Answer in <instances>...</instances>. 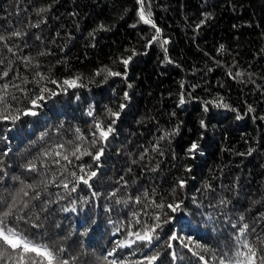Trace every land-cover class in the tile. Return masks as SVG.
<instances>
[{"label":"trees","instance_id":"16d2710c","mask_svg":"<svg viewBox=\"0 0 264 264\" xmlns=\"http://www.w3.org/2000/svg\"><path fill=\"white\" fill-rule=\"evenodd\" d=\"M143 7L159 34L138 0H0V114L20 116L0 119V214L15 198L9 226L69 264H219L245 240L262 264L264 0ZM76 77L82 87L63 84ZM40 95L37 115H23ZM109 109L120 117L104 142L93 133ZM77 145L92 155L72 156ZM157 224L150 244L129 235ZM189 237L208 251L184 247Z\"/></svg>","mask_w":264,"mask_h":264},{"label":"snow or ice","instance_id":"6c2138e0","mask_svg":"<svg viewBox=\"0 0 264 264\" xmlns=\"http://www.w3.org/2000/svg\"><path fill=\"white\" fill-rule=\"evenodd\" d=\"M138 3L141 5V8L139 10V18L141 21H143V23L145 24H149L151 25L153 28L156 29L157 34H159L160 29L156 27V25L153 23L152 19H151V13L150 12H146L143 4H144V0H138ZM14 35H20L19 33H14ZM2 39V38H0ZM153 39H157V37H153ZM165 43H167L165 41ZM132 58L129 57L128 59L123 60V64L125 66H127L130 62ZM103 71H107V75L108 76H120L122 75L120 72H113L111 70H103ZM100 72H97V75H99ZM4 76H7L8 73L4 72L3 73ZM41 79H44V77L42 76ZM80 79V77H76L74 79H66L63 81L64 85H67L68 88H76V87H82L83 85H80L77 83V81ZM105 79H107V77H105ZM52 83H56L55 80L51 81ZM129 87H131V85H129ZM8 88V85H4L3 89L6 92ZM42 92H48L49 90L47 88H42L41 89ZM63 91H67V89H63ZM58 93L56 92H51L49 98H51L52 96L57 95ZM45 97L40 95L37 96L35 99H32L30 101L31 107L30 108H26L23 110V115L28 116H35L37 115V112L34 111L33 109L40 107V104L38 103V101L43 100ZM125 99H128V94L125 93ZM4 102V96L0 95V103ZM180 103L183 104L184 103V99L183 97H181ZM217 107H224V108H229L228 104H220L217 103L216 104ZM126 107L125 104H121L120 105V110L122 111L124 108ZM249 111H252L251 108H249ZM109 115L111 117H113L114 119H112L111 124H109L107 127H105L103 125L102 122L97 121L95 124V128H96V132L93 133L94 137H97V133H98V139L101 141L106 142L108 140V137L114 132V128L112 125H114L116 123V120L119 119L120 117V111H111V109L108 110ZM89 115H92V112L90 111L88 113ZM240 116H237V119H240ZM0 119L2 120H8L11 119L13 122H15L16 120L20 119L19 115H3L0 114ZM201 125L203 126V121H201ZM79 131V130H77ZM80 139H83V137H79ZM97 141L96 139H94L92 141L93 144H95ZM60 148H64V145L61 144L59 145ZM198 149V144L197 143H192L191 148L189 149V152H193L195 150ZM77 152H81V146L77 145L75 147L74 150L71 151V155L75 156L77 159H79V156H77ZM82 155H92L91 152H88L86 149L81 152ZM103 154V149H101L100 151H98L95 155H94V159L95 160H99L100 156ZM55 155L57 156H61L62 153L60 152H56ZM63 159L64 160H68L69 157L68 155H63ZM56 163H59V161H55ZM34 167V166H32ZM72 175H75V173H73ZM97 175L96 172H91L88 176L87 179H85L84 177H79V179L84 183V184H88L89 180L92 177H95ZM180 186L183 187L184 186V182L181 181L180 182ZM28 187H31V185H29ZM64 187L67 188L68 185L64 184ZM72 191H75V188L72 189ZM21 192H23L24 196H27L28 193L25 192L23 189H21ZM23 207H27V202L26 201H22ZM157 207H164V205L160 204V205H156ZM17 205H16V200L15 198H13V202L11 205H9L8 209L6 211H4L2 214H0V261H5V264H8V261H12L13 264H69V261L66 259H63L62 256L60 255V253H62L64 251L63 248H60L58 251L54 250V248L50 247L48 244H41V243H37L35 242L33 239H30L28 236H26L23 232L19 231L17 228L15 227H10L9 226V222H8V218L13 216V212L16 209ZM168 207L173 211H177L180 207L179 204L176 205H172L169 204ZM72 211H75V205H73ZM17 220L23 219V217L17 216L16 217ZM158 219V217H157ZM38 225H33V227H37ZM160 225L157 224L155 227H145L144 231L141 232H135V233H129V235H134L136 237V241H141V242H147V243H151L154 239L158 238L155 237V232H156V228H158ZM247 225H244V229H247ZM179 239V237L176 234H173L170 237V240H177ZM135 241H126L124 242V244L120 245V246H125L127 244L130 243H134ZM194 242L192 241V239L189 237L187 239V243L184 244V247H188L189 244H193ZM172 245L169 244V247H171ZM195 248H203L204 251H208V249L204 246H202L199 243H194ZM242 247L244 249H247L246 252H237L235 257H227V255L225 254V256H221L219 258V264H257L256 262V257H257V252L256 250L245 240L242 244ZM189 251L192 252L193 256H198L199 259L201 261H205V257L203 255H201L199 252L197 251H193L192 248H189ZM30 254H35L34 256L30 255ZM108 255H112V253H108ZM158 255L159 254H155L152 256H147L145 257V259L147 260L148 264H153V261H156L158 259ZM36 257H39L40 259L37 260ZM106 259V257H105ZM261 262L262 264H264V257H261ZM109 264H116L115 261H110ZM205 264H207V261H205Z\"/></svg>","mask_w":264,"mask_h":264}]
</instances>
